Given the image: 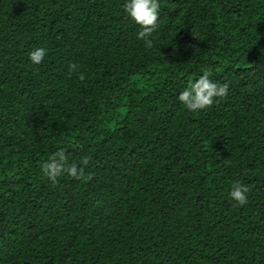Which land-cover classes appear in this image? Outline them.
<instances>
[{
    "label": "trees",
    "instance_id": "16d2710c",
    "mask_svg": "<svg viewBox=\"0 0 264 264\" xmlns=\"http://www.w3.org/2000/svg\"><path fill=\"white\" fill-rule=\"evenodd\" d=\"M126 2L0 0V264H264V0H159L152 48Z\"/></svg>",
    "mask_w": 264,
    "mask_h": 264
},
{
    "label": "clouds",
    "instance_id": "9594fccd",
    "mask_svg": "<svg viewBox=\"0 0 264 264\" xmlns=\"http://www.w3.org/2000/svg\"><path fill=\"white\" fill-rule=\"evenodd\" d=\"M124 9L128 16L140 26V31L137 38L144 41L147 48L153 47L151 39L153 33L158 28V20L160 13L159 0H127L124 4ZM46 55V50L43 47L36 48L29 53V58L34 64H40ZM71 71L78 68L76 63L70 64ZM211 72L209 69H204L203 74L194 82H190L188 87L179 94V101L191 111H199L201 109L213 106L217 98H224L228 94L229 84H219L210 79ZM79 80H85V74L79 73ZM89 157L83 158V165H87ZM41 170L43 174L48 177L55 185L58 183V177L65 174L85 182L92 179L91 174H85L84 167H78L75 163H69L68 155L63 149L53 153L42 165ZM250 188L241 184L239 181L235 182L229 195L237 202V206H243L248 203V196Z\"/></svg>",
    "mask_w": 264,
    "mask_h": 264
}]
</instances>
